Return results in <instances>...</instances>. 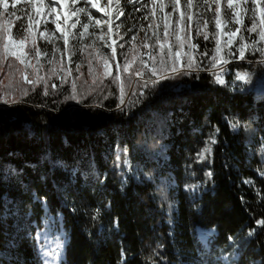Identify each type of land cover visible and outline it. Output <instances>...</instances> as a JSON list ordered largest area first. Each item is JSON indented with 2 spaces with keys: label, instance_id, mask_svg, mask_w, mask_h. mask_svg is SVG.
I'll list each match as a JSON object with an SVG mask.
<instances>
[{
  "label": "trees",
  "instance_id": "16d2710c",
  "mask_svg": "<svg viewBox=\"0 0 264 264\" xmlns=\"http://www.w3.org/2000/svg\"><path fill=\"white\" fill-rule=\"evenodd\" d=\"M130 2L121 0L119 76L113 63L90 89L78 79L32 93L19 87L23 100L0 108V264H43L33 222L44 202L69 238L63 264H264V91H233L211 72L241 59L243 46L245 62L232 73L264 76L262 28L231 23L225 6L221 16L240 31L233 47L220 41L217 56L218 5L194 0L200 34L171 36L168 47L149 0ZM79 39L83 61L88 45ZM132 46L150 53L156 71L146 78L181 71L133 83L144 68L123 69ZM198 228L216 232L207 247Z\"/></svg>",
  "mask_w": 264,
  "mask_h": 264
},
{
  "label": "rangeland",
  "instance_id": "374dc122",
  "mask_svg": "<svg viewBox=\"0 0 264 264\" xmlns=\"http://www.w3.org/2000/svg\"><path fill=\"white\" fill-rule=\"evenodd\" d=\"M135 1L137 0H131L130 3ZM172 3L173 0H149L148 4L152 11L154 24L164 26L168 47L171 36H177L179 40H183L186 30L200 31L203 27L201 11L196 8L194 0H190V6L189 0H179L175 11ZM227 3L228 0H219L220 12L217 15L220 18L221 27L219 30L214 27L215 34L217 31L220 33L216 37L219 41L227 43L231 37L233 43L228 45L233 47L238 36V32L231 30V24L221 16V11L225 6L228 19L230 18L229 11H231L239 21L238 26L252 16V9L255 8L256 25H259L264 32V0H232L234 8L231 10L228 9ZM12 4L13 0H5V4L0 5V108H9L23 100L25 94L22 95L17 91L19 87L22 88L21 90L28 87L29 90L25 93H32L38 86L46 85L47 87L50 83L51 88L55 89L60 83L65 85L66 81L72 83V79L73 82L78 79V83L84 86V89H90L89 87L98 86L99 82L110 77L113 63L117 68L118 76L120 75L117 59V47L120 44H117L116 35L123 29L121 24L123 15L120 14L122 12L121 0H111V4L109 0H16L15 8ZM162 4L163 7H161ZM85 24L87 28L84 27ZM21 27L26 31H21ZM234 32L235 35H233ZM65 37L67 45H65ZM81 37L88 45L84 49L83 61L78 60L77 50H75V43H79ZM261 41L264 44L262 36ZM145 49H148V44H145ZM145 49L141 50L139 46H132L127 52L123 68L125 70V65H127L126 73H133L134 69L139 67L138 65L144 68V70L134 71L138 75L133 83L137 80H161L181 71L178 69L156 75L154 78H146L144 72L152 71V62L150 53ZM5 51L14 54L5 57ZM174 55L178 68H180L183 56L180 51H176ZM244 62L243 59L230 60L228 63L220 61L211 72L218 73L222 78L224 82L219 83L220 85L233 91L254 89L257 92H263L262 72L258 71L257 75H261L260 78L253 80L249 73L238 71L232 73L229 68L230 65ZM259 62L264 63V60ZM237 73L244 74L247 78L237 79ZM43 208L44 214L40 222H33L36 228L33 238L40 255L36 234L39 231L43 232L47 236L48 253L51 256L63 248L68 235L62 225L61 216L54 217L49 214L44 203ZM200 230L202 229H197L199 240ZM202 231L206 233L207 240L201 243L207 247L216 232ZM45 245V241L41 243L42 247Z\"/></svg>",
  "mask_w": 264,
  "mask_h": 264
},
{
  "label": "snow or ice",
  "instance_id": "6c2138e0",
  "mask_svg": "<svg viewBox=\"0 0 264 264\" xmlns=\"http://www.w3.org/2000/svg\"><path fill=\"white\" fill-rule=\"evenodd\" d=\"M216 2H217V5H218V7H217V13H219V11H220V9H219V0H216ZM109 3L111 4V0H109ZM4 4H5V0H0V5H4ZM178 4H179V0H173L172 7H173V10H174V11H175L176 7L178 6ZM12 6L15 8V6H16V0H13V4H12ZM145 6H146V5H145ZM189 6H190V0H189ZM93 7H95V5H93ZM161 7H163V4L161 5ZM227 7H228L229 10H231L232 8H234V5H233V3H232V0H228ZM138 10H139V9H137V11H138ZM80 11H83V9H80ZM120 14L123 15L122 12H121ZM10 15H12V14H10ZM229 17H230V21H231V23L235 24V23H238V22H239V21L235 18L234 14H233L231 11H229ZM249 19L252 21L253 27H251V28H247L246 30H247L249 33H251L252 31L255 30V26H256L255 8L252 9V16H250ZM53 23H55V21H53ZM84 27L87 28V24H85ZM220 27H221V21H220L219 16L217 15V16L215 17V28H216L217 30H219ZM20 30H21V31H26L23 27H21ZM109 31H111V28H109ZM230 31H231V30H230ZM239 31H240L239 28H237V29L235 30V32H239ZM235 32L233 33V35H235ZM199 34H200L199 31H197V35H199ZM219 34H220L219 31H217V33H216V37H218ZM258 35H261L262 37H264V32L258 33ZM208 38H209L208 35L205 34V35H204V39L207 40ZM133 39H135V37H133ZM231 43H233V41H232V38L229 37V39H228V41H227V44H231ZM254 43H255V42H254ZM227 44H226V46H227ZM65 45H67V38H66V37H65ZM192 47H198V46H197V45H193ZM6 48H7V46H6ZM213 51L217 54V56L219 55V53H220V51H221L220 41H219L218 38L216 39V47H215V49H214ZM239 52H240V58H241V59H244V47H243V46H241V47L239 48ZM11 54H14V53L9 52V51H5V53H4L5 57H7L8 55H11ZM207 54H208V50L205 49V52L203 53V55H207ZM230 54H231V53H230ZM170 55H171V53H170ZM17 58L19 59V57H17ZM213 60H214L213 67H215V66H216V63H218L219 61L216 60V57H215V56L213 57ZM223 62H224V63H228L227 60H224ZM161 63H163V60H161ZM193 63H194V61H192L191 58H190V60H189V66L191 67ZM78 67H79V66H78ZM125 70H127V65H125ZM152 71H153V73L155 74V71H156L155 68H153ZM236 78H237V79H245V78H247V77H246V75H244V74L237 73V74H236ZM216 82H218V83H223V82H224V81L222 80V78H221L218 74H217V76H216ZM230 126H231L233 129H236V128L240 127L239 123H233V124H231ZM211 143H215V140H212ZM207 150H208V149H207V147H206L203 151H207ZM197 155L200 156L201 153H198ZM118 159H119V157H118ZM125 163H127V161H125ZM208 175H209V177H211V173H208ZM98 215H99V211L97 210L96 216H98ZM93 218L95 219L96 217L94 216ZM257 224H258V225L264 224V220H258V221H257ZM254 231H255V230H253V232H254ZM253 232H250L249 235H252ZM229 239L231 240L232 238L229 237ZM122 255H123V254H122Z\"/></svg>",
  "mask_w": 264,
  "mask_h": 264
},
{
  "label": "bare ground",
  "instance_id": "6f19581e",
  "mask_svg": "<svg viewBox=\"0 0 264 264\" xmlns=\"http://www.w3.org/2000/svg\"><path fill=\"white\" fill-rule=\"evenodd\" d=\"M45 204V202H44ZM46 207V205H45ZM201 234H200V241H202V243H205L207 240L206 237V233L202 230H200ZM36 239L39 242V251H40V256L41 259H43V264H63L64 260H65V245L63 246V248L60 251H57L56 253L52 254L51 256L48 253V239L47 236L44 235L43 232H38L36 234ZM46 242L45 247L41 246L42 242ZM67 242V240H66Z\"/></svg>",
  "mask_w": 264,
  "mask_h": 264
},
{
  "label": "water",
  "instance_id": "95a60500",
  "mask_svg": "<svg viewBox=\"0 0 264 264\" xmlns=\"http://www.w3.org/2000/svg\"><path fill=\"white\" fill-rule=\"evenodd\" d=\"M46 207L48 208L47 204L45 203ZM61 216V215H60ZM61 219H62V216H61ZM68 242H69V238L67 239V242H66V246H65V260H64V263H66V250H67V245H68Z\"/></svg>",
  "mask_w": 264,
  "mask_h": 264
}]
</instances>
